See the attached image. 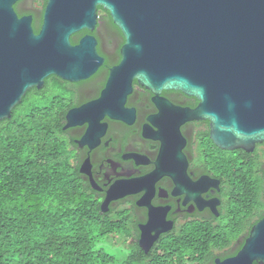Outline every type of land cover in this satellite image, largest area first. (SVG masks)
Wrapping results in <instances>:
<instances>
[{"label":"water","instance_id":"95a60500","mask_svg":"<svg viewBox=\"0 0 264 264\" xmlns=\"http://www.w3.org/2000/svg\"><path fill=\"white\" fill-rule=\"evenodd\" d=\"M13 2L0 0V122L11 117L28 90L43 87L48 76L83 81L103 62L93 42L69 43L67 36L85 27V12L75 13L81 6L75 0H55L54 55L49 48L43 54L40 38L29 21L16 17ZM95 5L109 12L125 38L121 60L110 69L100 97L67 114L63 131L88 123L83 142L89 139L92 124L103 116L123 120L127 112L133 113L124 105L136 81L153 94L159 110L151 123L157 128L155 139L161 149L155 170L144 178L152 184L163 176L172 177L166 170L170 162L186 169L180 133L185 122L208 121L210 140L223 151L250 153L264 143V0H95ZM162 91L181 92L198 104L194 109L174 107L160 97ZM175 170V166L168 168ZM131 193L135 190L123 187L118 193L112 186L100 211L108 213L111 201ZM204 206L218 215L214 200ZM154 212L149 211L150 225L158 223ZM167 230L155 231L146 245L143 231L142 251L147 254L152 241ZM254 263L264 264V217L252 226L234 256L214 260V264Z\"/></svg>","mask_w":264,"mask_h":264},{"label":"flooded vegetation","instance_id":"af4514ba","mask_svg":"<svg viewBox=\"0 0 264 264\" xmlns=\"http://www.w3.org/2000/svg\"><path fill=\"white\" fill-rule=\"evenodd\" d=\"M94 1L75 0L76 4L81 5L75 13L81 15L85 12V27L67 37L71 46H77L83 39L94 43L97 55L103 59L97 71L88 79L79 82L48 76L43 87L31 88L26 92L12 109L11 117L17 116L22 120V117L38 119L45 115L62 123L64 127L70 111L100 97L110 69L120 63L125 38L114 25L109 12L102 6H93ZM12 9L18 19L30 22L34 35L40 38L43 54L51 50L54 55L52 47L55 36H58L55 29V14L58 9L55 7V0H14ZM160 97L172 106L183 109H194L198 104L195 98L178 91H162ZM152 98L150 91L134 81L124 105L126 110H133V113L127 112L123 120L103 116L97 123L92 124V133L83 142L81 139L87 132L88 123L63 131L64 138L70 145V162L95 194L99 207L112 186L118 193H121L123 187L126 191L135 190V193L119 197L108 204L109 211L116 210L128 218V228L132 236L127 240V245L141 248L140 238L143 231L147 238L144 243L146 245L155 235V231L168 228L152 241L150 250L166 238L183 234L189 226L217 223L226 207L225 196L228 188L236 185L248 186L251 183L247 174L249 163H211L209 156L216 157L220 152L211 147L214 144L209 137L208 121H189L180 126L184 139L181 152L187 163L186 169L181 163L170 162L166 170L172 177L163 176L153 184V181L145 180L155 170V162L161 149V142L155 139L158 136L157 128L151 123V119L159 113ZM21 108L28 109L26 114L22 113ZM43 108L50 110L43 111ZM29 111L31 115H28ZM154 123L158 124L159 121L155 120ZM179 143L180 140H177L175 146ZM224 152L233 153L232 157L236 155L234 151ZM239 155L256 161L264 169V143L255 145L253 152L241 151ZM173 166L176 170L169 172L168 168ZM80 169L89 172V175L81 173ZM197 182L200 186L195 187L194 183ZM213 200L217 216L209 207L204 206ZM150 209H154V218L158 223L148 224Z\"/></svg>","mask_w":264,"mask_h":264},{"label":"trees","instance_id":"16d2710c","mask_svg":"<svg viewBox=\"0 0 264 264\" xmlns=\"http://www.w3.org/2000/svg\"><path fill=\"white\" fill-rule=\"evenodd\" d=\"M28 117L0 122V264H214L234 256L264 217L262 166L240 157L242 150L232 157L211 144L220 152L209 156L211 163H249L250 185L228 188L217 223L189 226L145 254L126 244L132 236L127 217L100 211L70 162L63 124L45 115ZM113 238L128 249L122 261L99 247Z\"/></svg>","mask_w":264,"mask_h":264},{"label":"rangeland","instance_id":"374dc122","mask_svg":"<svg viewBox=\"0 0 264 264\" xmlns=\"http://www.w3.org/2000/svg\"><path fill=\"white\" fill-rule=\"evenodd\" d=\"M113 244L112 243H101L102 245H100L99 247L105 249L109 254L116 256L118 261H122L127 253H128V249L123 247L117 238H113L112 239Z\"/></svg>","mask_w":264,"mask_h":264}]
</instances>
